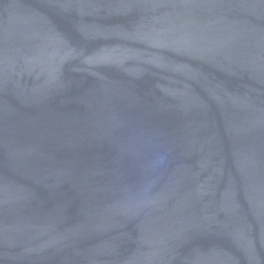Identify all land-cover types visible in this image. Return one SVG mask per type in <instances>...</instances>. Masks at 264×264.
Instances as JSON below:
<instances>
[{"label":"water","instance_id":"1","mask_svg":"<svg viewBox=\"0 0 264 264\" xmlns=\"http://www.w3.org/2000/svg\"><path fill=\"white\" fill-rule=\"evenodd\" d=\"M0 264H264V0H0Z\"/></svg>","mask_w":264,"mask_h":264}]
</instances>
